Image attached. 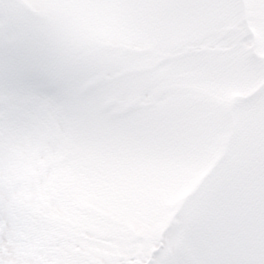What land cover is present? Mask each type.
<instances>
[{
  "label": "snow or ice",
  "instance_id": "snow-or-ice-1",
  "mask_svg": "<svg viewBox=\"0 0 264 264\" xmlns=\"http://www.w3.org/2000/svg\"><path fill=\"white\" fill-rule=\"evenodd\" d=\"M0 264H264V0H0Z\"/></svg>",
  "mask_w": 264,
  "mask_h": 264
}]
</instances>
